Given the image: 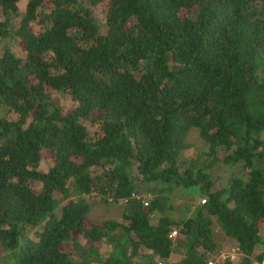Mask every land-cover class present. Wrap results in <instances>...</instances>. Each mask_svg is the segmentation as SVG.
I'll return each instance as SVG.
<instances>
[{"label": "trees", "instance_id": "16d2710c", "mask_svg": "<svg viewBox=\"0 0 264 264\" xmlns=\"http://www.w3.org/2000/svg\"><path fill=\"white\" fill-rule=\"evenodd\" d=\"M18 2L0 0L1 39L26 49L0 55V264H207L215 224L240 264H263L264 0ZM193 128L208 150L189 156ZM218 164L245 174L217 188ZM192 188L206 201L176 216ZM93 195L124 201L122 218L89 224Z\"/></svg>", "mask_w": 264, "mask_h": 264}, {"label": "rangeland", "instance_id": "374dc122", "mask_svg": "<svg viewBox=\"0 0 264 264\" xmlns=\"http://www.w3.org/2000/svg\"><path fill=\"white\" fill-rule=\"evenodd\" d=\"M29 0H19V10L21 14L23 15L26 11V6ZM95 16L99 19L101 23H105L106 20V14H107V5L106 3H100L93 7ZM35 29L40 28V25L33 24ZM10 46L13 47L15 52L18 55L24 56L26 55V49L24 42L22 40L18 41H10L8 39H1L0 37V55L4 53V50L6 47ZM51 97L53 98L54 102L57 105H60L63 108V111L65 114L69 113L74 109V107L77 105V102L72 98L71 95H64L61 93H57L51 90ZM0 116L5 115L4 112H0ZM188 143L191 145L190 148L187 150L186 154L189 156H196L202 154V152L208 150L207 143L202 139L200 136V132L197 128L191 129L189 135H188ZM220 156L223 157V153L220 152ZM54 158H55V152L53 149H45L42 152V161L40 165V169L43 171H47L50 166L54 164ZM211 173L213 175L215 186L223 187L229 183L230 177L236 173H239L241 175H244L245 172H241V168L238 166H227L218 164L211 170ZM31 185L37 189L38 186L35 182H31ZM140 191L145 197H151L152 194L148 193L149 189L156 188L157 183H140L139 184ZM174 193L175 197V204L179 209V212H177L176 216H179L182 214V211L186 209L184 208L187 204H192L196 202H202L203 195L200 193V191L195 189H190L187 191H181L180 193ZM90 204H91V210L88 216L87 222L89 224L93 222H101L108 219H121L124 213V201L120 202H105L103 201L100 196L93 195L88 198ZM181 210V211H180ZM260 230L261 233L264 236V220L260 224ZM214 233L215 238L218 244L217 253L215 254L216 260L225 262L226 260H231L233 264H240L241 260L243 258V255L240 253L237 247V243L235 240L229 238L225 235V233L220 229V227L215 224L214 225ZM75 236L77 237L78 241L81 242L85 246L90 245V241L85 238L82 234H79L78 232L75 233ZM96 247L100 248L101 251L105 252L107 250V247L103 244L97 243ZM64 250L67 252L73 253L71 246L67 245L64 247ZM2 247L0 246V255H2ZM256 254L263 253L264 254V243L259 245L256 252ZM172 259V258H171ZM256 262V261H255ZM164 264V262H160ZM159 263V264H160ZM264 264V261H263Z\"/></svg>", "mask_w": 264, "mask_h": 264}, {"label": "built area", "instance_id": "2783aa9c", "mask_svg": "<svg viewBox=\"0 0 264 264\" xmlns=\"http://www.w3.org/2000/svg\"><path fill=\"white\" fill-rule=\"evenodd\" d=\"M137 197H140V195H137ZM205 201H206L205 199L202 200V202H205ZM145 204L148 205V202H145ZM177 235H178L177 230H173L170 234L171 237H176ZM217 262L218 261L216 259H211V260H209V262L207 264H217ZM160 264H162V263H160Z\"/></svg>", "mask_w": 264, "mask_h": 264}]
</instances>
